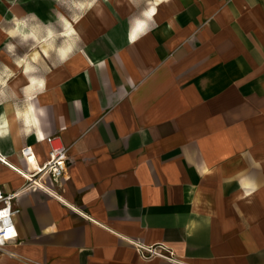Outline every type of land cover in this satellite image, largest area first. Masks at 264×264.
Returning a JSON list of instances; mask_svg holds the SVG:
<instances>
[{
	"label": "crops",
	"instance_id": "obj_1",
	"mask_svg": "<svg viewBox=\"0 0 264 264\" xmlns=\"http://www.w3.org/2000/svg\"><path fill=\"white\" fill-rule=\"evenodd\" d=\"M153 7L151 30L134 43L131 0L65 21V36L85 45L63 64L52 58L31 101L39 136L16 119L28 80L0 31V62L15 73L0 86L17 94L0 104L9 129L0 154L29 173L21 146L39 163L45 135L68 148L56 189L28 191L0 161L1 189L21 190L0 264H264V0ZM133 243L162 244L173 259H143Z\"/></svg>",
	"mask_w": 264,
	"mask_h": 264
},
{
	"label": "clouds",
	"instance_id": "obj_2",
	"mask_svg": "<svg viewBox=\"0 0 264 264\" xmlns=\"http://www.w3.org/2000/svg\"><path fill=\"white\" fill-rule=\"evenodd\" d=\"M139 7L141 0H133ZM163 0H143L145 7L141 9L139 15L131 18L129 25V42L134 43L141 36L146 35L154 24L157 5ZM58 6L63 7L68 13H57L55 21H40L35 13H27L23 16H12L11 20L0 18V31L5 32L9 38L5 43L3 52L12 57V62L22 66L23 74L28 80V85L23 89L25 93L24 104H14L17 120H22L25 125L26 134H31L28 125L36 127V134L39 136V121L35 115V106L31 103L35 96L45 89L46 79L41 75V71H47V64H42L39 59L38 49L44 50V54L50 59L55 58L59 64L65 63L78 50L80 38L78 34L68 38L65 36V21L78 22L84 15L95 7L98 0H56ZM55 11V10H54ZM7 25V27H5ZM18 49H25L24 53ZM5 79L12 78L15 73L6 64H0ZM31 93V94H30ZM17 94L8 90L6 86H0V104L15 101ZM39 114L43 116L44 110L40 109ZM0 137L8 135V121L3 113H0ZM42 139L43 137L40 136ZM245 195L251 193L246 189ZM255 191V188H252Z\"/></svg>",
	"mask_w": 264,
	"mask_h": 264
},
{
	"label": "built area",
	"instance_id": "obj_3",
	"mask_svg": "<svg viewBox=\"0 0 264 264\" xmlns=\"http://www.w3.org/2000/svg\"><path fill=\"white\" fill-rule=\"evenodd\" d=\"M44 139L48 145L47 158L40 163V168L35 169L38 171L36 177L41 181V178L46 175L55 181H59L61 178L67 176L68 148L57 134H47L44 136ZM19 155L27 164L29 158L37 161L35 152L30 144L21 146ZM16 171L19 170L17 169ZM14 196L9 192H4L0 187V247H4L16 236L15 214L17 209L12 206ZM152 245L153 247L163 246L162 244ZM137 249L140 250V247H137ZM149 252L153 253L151 251Z\"/></svg>",
	"mask_w": 264,
	"mask_h": 264
},
{
	"label": "rangeland",
	"instance_id": "obj_4",
	"mask_svg": "<svg viewBox=\"0 0 264 264\" xmlns=\"http://www.w3.org/2000/svg\"><path fill=\"white\" fill-rule=\"evenodd\" d=\"M104 1H106V0H98V3L95 5V7H93V9L96 8L99 4L103 3ZM114 1H117L118 4L124 5L126 0H114ZM131 2L134 4V10H133V14H131L127 20L128 26L130 25L131 18L139 15V12H140L139 10L145 5L143 3V0H141L139 7L137 6V4H135L133 2V0H131ZM13 5L15 6L14 8H16V9H18V11H20L21 14H19V16H23L24 14H27V13H35L36 16L39 17L40 21L45 22V24H47L48 21H55L57 13L62 12V13H64L65 16L68 15V13L64 11L63 7H60L57 5L56 0H0V18H5L7 20H11L12 16H14V15L18 16L16 14H14L13 11L10 12ZM93 9L91 11H89L86 15H89V16L93 15ZM5 27H7V25H5ZM8 39L9 38L6 39V42H8ZM82 43L83 44L80 43L79 45L84 46L85 42H82ZM86 43H88V42L86 41ZM38 50H40V49H38ZM21 51L23 54L25 49H21ZM42 51L44 52V50H42ZM40 53H42V52L40 51ZM5 58L8 60L9 57L5 56ZM45 58L46 59L42 60L41 62H42V64H47L48 70L47 71H43V70L41 71L40 74L43 76L48 71H50V69L54 66V64L51 62L52 58L50 59L48 56H46ZM0 64H5V61L2 60L0 62ZM0 77L5 78L2 70H0ZM6 170H8L12 174V172L8 168H6ZM41 182L44 185H46L47 187H50L52 189H56V187H58V185H59L57 183L58 181H55L46 175H44L41 178ZM29 183L30 182H28V183L27 182L25 183L24 181L22 182V184L25 186L29 185L27 188L28 191L34 190L33 189L34 185H30ZM18 210H19V208H18ZM155 246H157V245H155ZM3 248L8 249L9 247L8 246L7 247H0V255L5 254V250H3ZM159 249H160V250H158L159 254H157V255L150 253L149 251H146L144 248H140V250H137V252H138V255L143 259H150V258H161L164 260L173 259V256H172L173 254H170V253H168V251L165 250L168 248H163V249L159 248ZM171 251H173V250L171 249ZM27 264H37V263H30L29 262Z\"/></svg>",
	"mask_w": 264,
	"mask_h": 264
},
{
	"label": "bare ground",
	"instance_id": "obj_5",
	"mask_svg": "<svg viewBox=\"0 0 264 264\" xmlns=\"http://www.w3.org/2000/svg\"><path fill=\"white\" fill-rule=\"evenodd\" d=\"M87 19V17H85ZM83 20V19H82ZM83 25V24H82ZM82 28V27H81ZM0 161L4 164H6L7 166H9L10 168H12L16 173L17 175L24 181H29L31 183H29L30 185H33L32 183H35L34 186H37V187H44V185L41 183L40 180L37 179L36 175L38 174V171L35 170L37 168H40V163L36 160H33V159H30L29 158V166L31 167V172H26L25 170H23L22 168H20L19 166H16L14 165L13 163H11L9 160H7L3 155L0 154ZM19 170V171H16V170ZM28 183V182H27ZM29 185H27V188H28ZM22 189V187L20 188ZM23 190V189H22ZM21 190H18V191H15V192H9L10 194H13V195H16L20 192ZM135 246L137 247H140V248H144L145 250H149L151 252H153L155 255L159 254L158 253V250H160L159 248L163 249L164 247H153V245H148V246H142L140 244H137V243H133ZM4 249V248H3ZM138 250V249H137ZM166 251H168V253L170 254H173V252L171 250H167L165 249ZM171 251V252H170Z\"/></svg>",
	"mask_w": 264,
	"mask_h": 264
}]
</instances>
